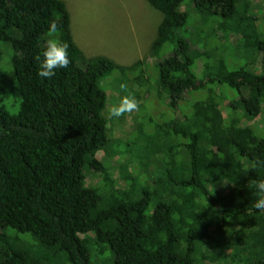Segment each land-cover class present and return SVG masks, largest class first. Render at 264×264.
<instances>
[{
    "label": "trees",
    "instance_id": "trees-1",
    "mask_svg": "<svg viewBox=\"0 0 264 264\" xmlns=\"http://www.w3.org/2000/svg\"><path fill=\"white\" fill-rule=\"evenodd\" d=\"M144 1L161 15L149 54L163 52L157 84L174 110L147 129L150 148L136 158L128 192L108 184L96 158L106 142L99 80L117 72L138 91L143 60L121 67L85 58L61 0H0L9 50L0 101L17 102L14 115L0 105V264H264V212L247 187L264 180V166L254 167L264 161V135L241 123L264 104V0H189L188 26L183 0ZM52 20L70 64L43 79ZM192 92L203 95L190 101ZM227 92L242 104L238 114L223 102ZM85 165L108 188L109 206L84 187Z\"/></svg>",
    "mask_w": 264,
    "mask_h": 264
},
{
    "label": "rangeland",
    "instance_id": "rangeland-1",
    "mask_svg": "<svg viewBox=\"0 0 264 264\" xmlns=\"http://www.w3.org/2000/svg\"><path fill=\"white\" fill-rule=\"evenodd\" d=\"M61 1L68 13L72 41L85 58L102 55L121 67H128L135 61L143 60L141 70L145 80L141 82V90L137 91L135 89L137 86L131 81L129 82L130 77H125L117 72H112L109 76L104 75L99 80V87L105 96L102 116L106 120V142L101 150L96 152V158L108 170L109 185L124 187L128 192H133L136 186L132 177V167L135 166L133 164L136 163V158L142 159L143 156H146L147 150L150 148L147 129L155 122L159 124L165 120L168 121L174 110L167 104V98L164 97L165 90L157 84V65L162 59L160 54L163 52L152 56L149 54V46L154 38L156 26L161 20V15L144 0ZM188 3L189 0H183L179 8L180 11L186 12L188 15L187 26L194 23L192 10L187 11ZM261 7H264V3ZM192 37L194 40L199 39L191 35V39ZM210 49L211 47H209ZM227 51L224 56L229 54L230 49ZM8 56L7 46L0 43V65L6 68L8 65L5 63ZM202 61L201 59L196 64H202ZM121 83L128 86L127 91L120 89ZM146 91L150 92L148 99L145 98ZM137 92L138 95H136ZM192 93L194 95L190 94L189 97L192 96L191 99L189 98L190 101H193L194 96L198 95L195 92ZM129 94L138 98L140 110L119 118L109 119L108 109L117 105L125 95ZM227 94L223 102L234 103L237 106L236 114H238V111L242 109V104L240 101H236L239 99L234 93L227 92ZM0 105L11 115L17 112V102L11 97L1 100ZM225 112H227L226 108ZM241 117V123L247 124V127H250L256 136L264 135V104L257 117L252 118L245 115ZM165 145L164 142H160L159 148H163ZM129 157L131 162H129ZM83 174L84 187L94 189L104 197L101 207L109 206L112 201L106 197L108 188L101 183L99 173L85 165ZM128 177L132 181L126 186L124 179Z\"/></svg>",
    "mask_w": 264,
    "mask_h": 264
},
{
    "label": "clouds",
    "instance_id": "clouds-1",
    "mask_svg": "<svg viewBox=\"0 0 264 264\" xmlns=\"http://www.w3.org/2000/svg\"><path fill=\"white\" fill-rule=\"evenodd\" d=\"M58 32V22L55 20L50 21L47 28L49 38L43 51V60H40V57L37 56V60H40L37 75L43 79H51L55 75L56 69L66 68L70 64L69 45L56 38ZM127 87L124 83L120 85L122 91H127ZM139 110L140 104L135 96L131 94L125 95L117 105L108 109V118H119L125 114H131ZM255 166H264V161L257 162ZM247 187L252 190V195L255 197L252 204L253 209L258 212H264V180H250Z\"/></svg>",
    "mask_w": 264,
    "mask_h": 264
}]
</instances>
